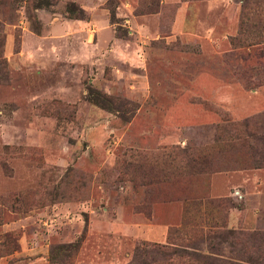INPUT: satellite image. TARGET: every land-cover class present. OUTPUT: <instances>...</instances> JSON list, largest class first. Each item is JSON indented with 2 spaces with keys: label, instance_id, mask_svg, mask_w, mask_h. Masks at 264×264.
Listing matches in <instances>:
<instances>
[{
  "label": "rangeland",
  "instance_id": "374dc122",
  "mask_svg": "<svg viewBox=\"0 0 264 264\" xmlns=\"http://www.w3.org/2000/svg\"><path fill=\"white\" fill-rule=\"evenodd\" d=\"M242 1L0 0V264H264V142L222 133L264 78Z\"/></svg>",
  "mask_w": 264,
  "mask_h": 264
},
{
  "label": "trees",
  "instance_id": "16d2710c",
  "mask_svg": "<svg viewBox=\"0 0 264 264\" xmlns=\"http://www.w3.org/2000/svg\"><path fill=\"white\" fill-rule=\"evenodd\" d=\"M49 0H38V5H48ZM66 7L69 17L78 18L83 15V12L80 8ZM243 12L244 9L249 10V31L255 34L254 40L249 42V47H253L257 44L264 43V36H262L261 31L264 32V0H243ZM247 7V8H246ZM77 11H76V10ZM256 16V19L252 17ZM253 19V20H252ZM261 30V31H260ZM232 40V39H231ZM232 43V42H231ZM264 83V78L259 83ZM256 85H252L254 87ZM259 114L264 116V111ZM256 117V116H255ZM254 116H248L242 120L232 121L226 120V123L222 126V133L227 134L228 137L240 138V137H249V140L261 139L264 142V130L260 133L254 131L258 126V121L255 120ZM244 135V136H243ZM218 138V136H215ZM216 139V138H215ZM185 151V150H184ZM251 155L256 161L255 167H264V144L258 145V143H253L250 146ZM188 154V151H185ZM187 162H193L192 166L196 164V159L194 157H187ZM171 232H179L177 229H173ZM252 239H262V232H252ZM170 240V238H169ZM173 241V240H172ZM167 240L169 246L159 248L153 246L151 250L154 253H161L164 256L168 257V261L165 264H241L231 261H224L217 259L210 255L200 254L194 249H190L191 245H182V243L172 242ZM186 243V242H184ZM17 247L16 240L11 238L9 233L2 234V240H0V256L8 255L14 251ZM161 247V246H160Z\"/></svg>",
  "mask_w": 264,
  "mask_h": 264
},
{
  "label": "crops",
  "instance_id": "0c3cea01",
  "mask_svg": "<svg viewBox=\"0 0 264 264\" xmlns=\"http://www.w3.org/2000/svg\"><path fill=\"white\" fill-rule=\"evenodd\" d=\"M101 36L104 38L107 37V35L111 36V33L108 31H102ZM264 43L257 44L256 47H259L260 49V55L258 56L259 59L264 58ZM250 50V47H249ZM249 110V116L257 113V112H262L264 111V83L261 85H258L254 88L249 89V106L245 107V109L241 111H247ZM257 170H261V168H258Z\"/></svg>",
  "mask_w": 264,
  "mask_h": 264
}]
</instances>
